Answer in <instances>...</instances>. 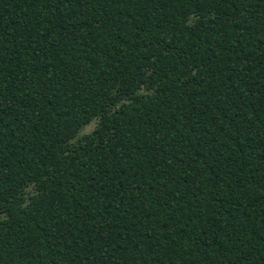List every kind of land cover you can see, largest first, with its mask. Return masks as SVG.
I'll use <instances>...</instances> for the list:
<instances>
[{
    "label": "trees",
    "instance_id": "obj_1",
    "mask_svg": "<svg viewBox=\"0 0 264 264\" xmlns=\"http://www.w3.org/2000/svg\"><path fill=\"white\" fill-rule=\"evenodd\" d=\"M0 264H264V0H0Z\"/></svg>",
    "mask_w": 264,
    "mask_h": 264
},
{
    "label": "rangeland",
    "instance_id": "obj_2",
    "mask_svg": "<svg viewBox=\"0 0 264 264\" xmlns=\"http://www.w3.org/2000/svg\"><path fill=\"white\" fill-rule=\"evenodd\" d=\"M90 130H92V126L86 128V131H90Z\"/></svg>",
    "mask_w": 264,
    "mask_h": 264
}]
</instances>
